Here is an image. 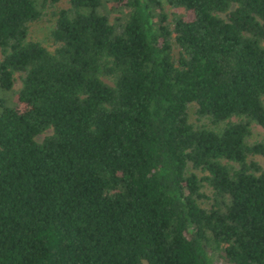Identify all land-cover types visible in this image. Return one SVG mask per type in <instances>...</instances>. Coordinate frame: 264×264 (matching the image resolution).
Returning <instances> with one entry per match:
<instances>
[{
    "label": "trees",
    "instance_id": "16d2710c",
    "mask_svg": "<svg viewBox=\"0 0 264 264\" xmlns=\"http://www.w3.org/2000/svg\"><path fill=\"white\" fill-rule=\"evenodd\" d=\"M0 89V264H264V0H0Z\"/></svg>",
    "mask_w": 264,
    "mask_h": 264
},
{
    "label": "rangeland",
    "instance_id": "374dc122",
    "mask_svg": "<svg viewBox=\"0 0 264 264\" xmlns=\"http://www.w3.org/2000/svg\"><path fill=\"white\" fill-rule=\"evenodd\" d=\"M34 30L36 31V34L38 35V37L43 38L45 33H46V27L42 22H38L34 25ZM4 95H9L8 92L3 91L2 89H0V96H4ZM19 107H23L22 104H19ZM258 130H260L261 132H264V130L260 127H258Z\"/></svg>",
    "mask_w": 264,
    "mask_h": 264
}]
</instances>
